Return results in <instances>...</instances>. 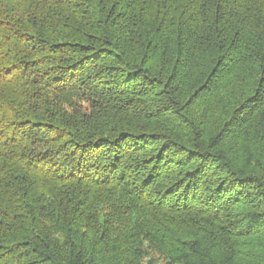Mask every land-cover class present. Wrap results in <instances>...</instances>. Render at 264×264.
Here are the masks:
<instances>
[{"label":"trees","instance_id":"16d2710c","mask_svg":"<svg viewBox=\"0 0 264 264\" xmlns=\"http://www.w3.org/2000/svg\"><path fill=\"white\" fill-rule=\"evenodd\" d=\"M157 250L264 264V0H0V264Z\"/></svg>","mask_w":264,"mask_h":264},{"label":"rangeland","instance_id":"374dc122","mask_svg":"<svg viewBox=\"0 0 264 264\" xmlns=\"http://www.w3.org/2000/svg\"><path fill=\"white\" fill-rule=\"evenodd\" d=\"M86 106L87 104L84 102H82L81 104L78 103L77 109L82 108V107L86 108ZM151 258L154 260V264H167V261H168V259L165 258V256L162 253H160L158 250L155 253H151V255L146 258L147 259L146 262H149Z\"/></svg>","mask_w":264,"mask_h":264}]
</instances>
